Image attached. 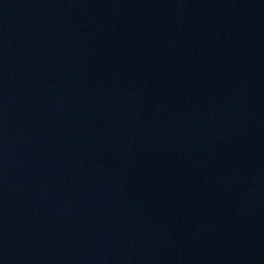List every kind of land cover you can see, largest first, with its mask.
<instances>
[{"label":"water","instance_id":"95a60500","mask_svg":"<svg viewBox=\"0 0 264 264\" xmlns=\"http://www.w3.org/2000/svg\"><path fill=\"white\" fill-rule=\"evenodd\" d=\"M0 264H264V0H0Z\"/></svg>","mask_w":264,"mask_h":264}]
</instances>
